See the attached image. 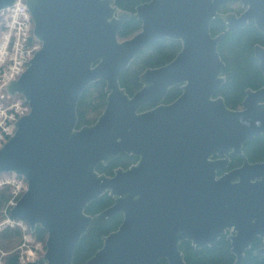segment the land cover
I'll return each mask as SVG.
<instances>
[{
	"label": "water",
	"instance_id": "1",
	"mask_svg": "<svg viewBox=\"0 0 264 264\" xmlns=\"http://www.w3.org/2000/svg\"><path fill=\"white\" fill-rule=\"evenodd\" d=\"M240 2L243 12L222 13ZM15 0H0V11ZM41 48L18 80L7 87L30 106L15 134L0 149V175L23 177L28 190L11 210L34 232H47L46 253L28 264H74L75 250L94 217L87 207L105 194L114 204L95 218L122 214L119 228L85 264H187L180 249L196 250L228 235L235 264L256 238L264 254V162L251 163L243 149L264 136V87L247 89L241 109L217 96L225 83L219 53L224 32L250 21L264 33V0H151L135 13L116 0H26ZM132 17L141 30L121 40ZM162 39L182 49L170 63L147 69L130 96L120 76L136 56ZM264 74V47L255 46ZM106 82L107 100L96 123L78 127L85 89ZM182 94L172 103L171 88ZM146 106L150 109L143 110ZM121 154L137 163L113 176L98 172ZM243 164L229 169V158ZM223 173V174H222Z\"/></svg>",
	"mask_w": 264,
	"mask_h": 264
},
{
	"label": "trees",
	"instance_id": "2",
	"mask_svg": "<svg viewBox=\"0 0 264 264\" xmlns=\"http://www.w3.org/2000/svg\"><path fill=\"white\" fill-rule=\"evenodd\" d=\"M151 0H116L117 6L123 10L135 13L136 7ZM232 4L223 7L221 12L242 13L240 4L237 8H231ZM235 5V6H236ZM142 28V22L135 17L126 22L123 26L119 38L125 40L131 38ZM2 29V28H0ZM224 32V37L219 44V53L225 62L223 75L225 83L219 88L217 96L222 97L227 107L230 109H241L242 102L246 97L247 89L258 90L264 87V74L259 62L255 59V46L264 47V33L259 31L254 22L250 21L239 31H226V26L222 21H213L211 33L216 36ZM182 49V43L177 40L162 39L142 50L130 66L123 70L120 76V83L126 92L132 96L141 89L140 76L147 69L162 67L173 61ZM106 82L97 81L89 85L78 101V127L93 125L103 113L106 100ZM182 94L180 86L170 89L165 102L172 103ZM150 107L146 106L143 110ZM97 117V118H96ZM251 163L264 162V136H258L247 141L243 149ZM138 158L121 154L107 165H100L98 172L107 176H113L118 168L127 169L137 163ZM243 163V158L234 156L231 159L230 169H235ZM6 199V200H5ZM2 200V201H1ZM7 202L9 198H1L0 203ZM4 202V203H5ZM114 199L105 194L93 201L86 209V213L94 217L91 226L80 243L76 247L74 264H85L102 247L103 237L116 231L123 221V215L118 214L111 218H95L97 214L111 207ZM17 229H7L0 234V247L10 246L17 234ZM37 240L44 242L47 232L38 227L35 231ZM11 247V246H10ZM262 247V240L256 238L251 248L246 251L245 258L241 264H264V254L255 255V252ZM185 256L187 264H235L236 256L232 252L231 242L227 236L220 238L215 245L196 250L191 242L185 241L180 246ZM6 264H19L17 255H10L6 259ZM158 264H168L166 260H161Z\"/></svg>",
	"mask_w": 264,
	"mask_h": 264
},
{
	"label": "built area",
	"instance_id": "3",
	"mask_svg": "<svg viewBox=\"0 0 264 264\" xmlns=\"http://www.w3.org/2000/svg\"><path fill=\"white\" fill-rule=\"evenodd\" d=\"M0 26H4L7 32L0 43V141H6V138L8 139L15 132V126L13 130H10V125L6 122L13 119L16 122L22 116L27 115L30 110L24 100L22 103L3 107L2 101L7 95L6 87L21 76L39 48L30 47L31 36L29 38V34L32 29V19L26 0H16L12 7L2 10ZM4 184L13 185L15 190L18 189L13 192L14 199H17L21 187L22 190L25 189L24 185L18 186L10 180L4 181ZM26 263L27 261L23 258L19 259V264Z\"/></svg>",
	"mask_w": 264,
	"mask_h": 264
},
{
	"label": "rangeland",
	"instance_id": "4",
	"mask_svg": "<svg viewBox=\"0 0 264 264\" xmlns=\"http://www.w3.org/2000/svg\"><path fill=\"white\" fill-rule=\"evenodd\" d=\"M238 3H233L231 5V8H237V10L242 9V5L240 6V9H238L237 5ZM236 5V6H235ZM6 28L3 26L2 29H0V43L3 41L5 36ZM31 36L30 40V47H36L41 48V43H39L34 35L30 32L29 38ZM38 49V50H39ZM24 100L23 97H16V98H9L7 95L5 99L2 101L3 107L6 105H12L15 103H22ZM150 109V108H148ZM97 118V117H96ZM6 124L10 125V130L14 128L15 122L14 119L12 121H7ZM9 139V138H8ZM6 138V141L8 140ZM6 141H0V148L4 145ZM10 180L11 182L17 184L18 186L24 185L25 189L19 191V194L17 196V199H14L13 192L17 191L14 189L13 185L10 184H4V181ZM28 184L26 180L22 177H16L13 174H4L0 175V197L3 198H9L7 202L0 203V234H2L7 229H17L20 231L17 234V238L14 239L13 243H11V247L8 245V247H4L2 249L0 247V264H6V259L10 255H17L20 258H23L24 260L28 261H35L42 257L46 253V240L44 242H41L37 240L35 237V233L32 232L30 226L22 221H15L11 218L10 212L13 205H15L20 198L23 196V194L27 191ZM20 196V197H19ZM19 197V198H18ZM2 201V200H1Z\"/></svg>",
	"mask_w": 264,
	"mask_h": 264
},
{
	"label": "flooded vegetation",
	"instance_id": "5",
	"mask_svg": "<svg viewBox=\"0 0 264 264\" xmlns=\"http://www.w3.org/2000/svg\"><path fill=\"white\" fill-rule=\"evenodd\" d=\"M235 3L241 4L240 2H235ZM230 4H233V3H230ZM241 5H242V4H241ZM241 5H240V6H241ZM240 14H241V13H239L238 15H240ZM232 157H234V156H231V157L229 158V169H230V163H231V159H232ZM240 157H241V156H240ZM259 163H262V162H259ZM242 164H243V163H242ZM242 164H241V165H242ZM241 165H240V166H241ZM240 166H239V167H240ZM236 168H238V167H236ZM230 170H231V169H230ZM228 235H229V234H226V235H224V236H227V238H228ZM254 240H255V239H254ZM252 243H253V242H252ZM251 245H252V244H251ZM262 247H263V241H262ZM262 247H261V248H262ZM250 248H251V247H250ZM261 248H260V249H261ZM258 250H259V249H258ZM258 250H257V251H258Z\"/></svg>",
	"mask_w": 264,
	"mask_h": 264
}]
</instances>
